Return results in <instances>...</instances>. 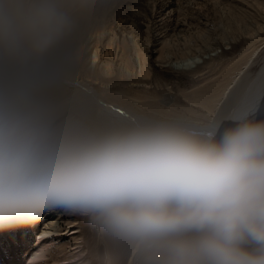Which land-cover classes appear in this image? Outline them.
Listing matches in <instances>:
<instances>
[{
	"label": "clouds",
	"instance_id": "1",
	"mask_svg": "<svg viewBox=\"0 0 264 264\" xmlns=\"http://www.w3.org/2000/svg\"><path fill=\"white\" fill-rule=\"evenodd\" d=\"M70 0H0V48L43 56ZM100 120L0 95V228L45 211L87 218L139 264H264V118Z\"/></svg>",
	"mask_w": 264,
	"mask_h": 264
},
{
	"label": "rangeland",
	"instance_id": "2",
	"mask_svg": "<svg viewBox=\"0 0 264 264\" xmlns=\"http://www.w3.org/2000/svg\"><path fill=\"white\" fill-rule=\"evenodd\" d=\"M234 3L235 0H70L72 27L64 38L71 45L73 61L68 73L75 80L94 81L92 86L102 100L149 118L208 123L212 118L209 110L213 107L211 89L226 87L235 74L230 66L242 55L246 56L244 49L261 45V62L264 32L255 40L235 44L236 51L232 48L228 54L223 55L219 48L214 51L213 59L184 71L158 64L152 52L170 46L181 32L189 36L192 44L200 40L199 34L212 40L226 29L224 16ZM149 52L146 63L151 69L140 72V64ZM19 54L0 48V66L9 64ZM258 64V60L254 62L253 71L258 69ZM38 83L22 86L21 96L45 99L56 105L71 96V92L57 86L66 82ZM257 116L264 118V112ZM92 117L111 120L97 110L92 112ZM59 211L63 214L59 221L61 235L52 238L53 248L60 247L63 253L71 254L70 264H127L130 252L93 230L87 218ZM41 220L30 226L0 228V264H28L36 257L31 246L36 244ZM4 252H10L11 257H3ZM42 264H54V260L47 255Z\"/></svg>",
	"mask_w": 264,
	"mask_h": 264
},
{
	"label": "bare ground",
	"instance_id": "3",
	"mask_svg": "<svg viewBox=\"0 0 264 264\" xmlns=\"http://www.w3.org/2000/svg\"><path fill=\"white\" fill-rule=\"evenodd\" d=\"M226 12L224 18L227 27L215 38L211 40L199 34L200 40L197 41L195 39L197 42L192 44L189 36L184 33L181 35V32V34L175 38V41H172L170 46L163 48L161 51L156 50L152 52V54L154 53L156 56L154 60L158 64L170 66V68L176 71L189 70L198 64H204L208 60L213 59V57H215L213 54L215 50L221 48V53H223V55L228 54L230 52H226L232 48L235 50L237 44L255 40L254 38L259 37V35L264 32V0H235L233 6H229ZM60 44V46L57 45L43 56H35L23 50L19 51L20 54L15 60H11L7 65L0 66V95L11 94L21 96L22 86H33L38 82H52L54 84L56 82L59 84L66 82L64 85L57 86L66 89L64 92H71V96L63 103H59L58 106L60 107L74 109L91 117L92 112L97 110L108 115L112 121L117 122H127L131 120L158 121L145 115L138 114L119 104L102 100L98 92H96L95 88L92 86L94 81L89 82V79L75 80L72 78L68 73V68L73 62L70 56L71 45L65 43V39H63ZM259 47L255 46L252 50L246 49L247 52L244 49L246 56L242 55L239 61H236L237 63L234 65H226L227 67L230 66L235 71V74L232 76L231 80H229L225 88L223 87L215 91L211 89L214 95L211 101L213 107L209 110L212 117L210 122L226 113L232 107L230 101L232 100L233 93L237 92V89L240 88L241 85H247V87L243 89V92L246 94L248 88L254 84H258L259 79L264 76V54H262L263 56L260 62L259 51L261 48ZM3 53L5 56H8L7 52ZM149 58L150 52L147 56L145 55L142 65L140 64V72L151 69L150 65L146 63V60ZM257 60L259 63L258 69L253 71L252 65ZM68 83L70 85H68ZM31 89L33 88L31 87ZM262 111L264 112V106L258 107L257 115ZM62 216L63 214L59 210L53 212L45 211L42 215L40 218L42 219L40 233L37 235L36 244L31 246L32 255L36 257L31 259L28 264H42L44 260L46 261L47 255L51 256V259L54 260V264L71 263V254L68 255L63 253V249L60 247L53 248L52 238L61 235L59 221ZM71 233L73 234L74 232ZM33 248H36V250ZM75 248L77 249V246ZM9 253L10 252H4L2 256L5 258L7 256L11 257V255H8ZM127 264H139L138 257L130 252Z\"/></svg>",
	"mask_w": 264,
	"mask_h": 264
},
{
	"label": "snow or ice",
	"instance_id": "4",
	"mask_svg": "<svg viewBox=\"0 0 264 264\" xmlns=\"http://www.w3.org/2000/svg\"><path fill=\"white\" fill-rule=\"evenodd\" d=\"M245 87H247L246 84L241 85L237 92L233 93L231 105H240L252 109L264 106V76L259 79L258 84L249 87L246 94L243 92Z\"/></svg>",
	"mask_w": 264,
	"mask_h": 264
}]
</instances>
